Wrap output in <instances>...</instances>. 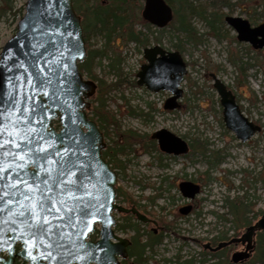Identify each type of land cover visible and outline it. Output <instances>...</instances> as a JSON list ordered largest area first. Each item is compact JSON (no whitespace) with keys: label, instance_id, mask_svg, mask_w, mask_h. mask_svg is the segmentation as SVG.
Here are the masks:
<instances>
[{"label":"rangeland","instance_id":"1","mask_svg":"<svg viewBox=\"0 0 264 264\" xmlns=\"http://www.w3.org/2000/svg\"><path fill=\"white\" fill-rule=\"evenodd\" d=\"M13 4V9H17L24 6L25 0H15ZM255 4L256 0H246L244 4L237 5L233 15L246 18L253 25L258 24L264 20V16H260V8ZM192 24L197 32L203 33L200 43L194 44L193 40H186L181 33H175L172 29L162 33L156 32L153 26L149 30L143 29L150 40L146 46L156 44L155 37L167 50H175L174 45H180L187 73L181 83L183 95L179 100L180 106L174 110L163 109L169 92L153 93L144 86L130 84L145 61L142 55L145 46L135 42L124 44L118 38L114 40L121 46V67L127 83L109 92L111 99H107V104L110 110L116 112L121 130L133 129L150 136L154 131L165 128L186 142L196 137L206 144L202 153L191 148L185 155L169 160L168 168L157 165L156 152H144L136 145L128 155L125 170L115 169L120 171L116 187L131 194L150 213L153 211L166 215L167 220H175L174 231L164 234L162 242L154 247L153 252L145 249V255L150 256L147 264H175L194 257L197 262L200 251L197 240L205 243L206 239L223 231L229 232L232 227V214L229 213L226 199L237 198L244 203L254 204L253 211L248 213L252 221L264 213V47L253 49L245 42H238L232 30L228 36L218 40L196 15L192 17ZM15 27L12 11L0 14V50L14 34ZM91 42L94 46H100L103 38L96 34L91 37ZM97 61L93 66L96 74L106 82L113 81V75L104 72L106 68L103 64L106 61L103 60L102 64ZM233 61L237 67L232 64ZM211 73L230 87L243 113L260 126V130L245 142H240L224 126L219 96L211 86ZM84 76L87 78V75ZM196 89L199 93L194 96ZM94 96L96 93L88 98L89 109ZM129 107L137 114H131ZM141 110L143 114H149L141 115ZM104 141L109 143L110 139L104 137ZM120 159H126L125 155ZM183 180L200 185V192L196 195L199 200L197 214L186 215L185 218L178 214V208L185 199L177 185ZM143 184L145 187L142 189ZM159 187L163 195L150 204L147 198L153 196ZM118 202L127 205L122 196ZM113 214L118 223L123 220L122 214L115 211ZM150 216L155 218L154 214ZM132 221L135 222V219ZM139 223L140 232L152 227ZM241 227L244 229L245 226ZM133 232L126 228L125 231L118 230L117 234L128 238ZM145 237L142 236V240ZM126 260L130 264L132 259Z\"/></svg>","mask_w":264,"mask_h":264},{"label":"water","instance_id":"2","mask_svg":"<svg viewBox=\"0 0 264 264\" xmlns=\"http://www.w3.org/2000/svg\"><path fill=\"white\" fill-rule=\"evenodd\" d=\"M42 8L38 7L33 0H25L24 12L16 23L14 34L2 45L0 50V123L6 122V117L14 120L20 113L16 108L6 103L8 93L19 101L17 108L23 109L34 101L26 100V96H32L33 88L27 81L33 74L52 76L53 85L45 89L51 95L54 91L58 99L53 100L37 95L35 101H42L48 105L49 111L46 113L45 125L55 135L60 136L67 130L73 134V139L65 137V147L85 146L90 155H81L79 152L78 167L80 164L90 165V181H85L86 191H70L66 194L68 207L74 201L72 196L83 198L84 201L93 199L103 207L98 213L85 219V223H76L75 227H68L65 232L69 234V239L65 241L66 248L62 253L68 264H118L119 257H127V247L130 240L117 235L113 227L115 218L113 210L121 213H132L141 222L151 221L145 214L140 213L135 207L126 208L114 203L116 173L110 168L102 157L101 150L104 148L102 132L95 121L88 118L85 109L89 108L88 98L95 92L94 81L84 79L78 69V62L83 61L86 56L84 39L80 24V17L73 8V0H55V6L51 7V15L41 16ZM143 20L152 26L162 28L172 19V9L165 0H143L141 10ZM224 21L235 33L239 42L248 43L253 49L264 47V20L252 26L248 19L236 15H225ZM49 23L59 27L60 34H49L45 26ZM68 33L72 35L69 36ZM75 46L69 53L68 47ZM37 57L38 59H34ZM145 63L137 72L136 83L145 86L150 92L167 91L170 96L164 101L163 108L167 110L175 109L179 106L178 99L182 96L180 84L187 72L186 63L178 51H169L160 45L147 46L143 49ZM67 64L68 77L65 79L59 73L65 71ZM53 73H56L53 75ZM9 77L18 79L9 81ZM212 87L219 96V103L222 107V121L224 126L232 131L240 142H245L260 130V126L248 119L241 111L236 101V96L232 90L214 73L210 74ZM54 119L58 120L59 129L52 125ZM156 140L158 148L167 154L176 156L187 153V142L165 128L158 129L151 134ZM67 156V154H65ZM53 160L60 157L53 156ZM5 163L4 167L7 168ZM58 169V165H46ZM78 167L73 172L78 173ZM32 170H35L33 168ZM55 175V173H53ZM69 175L65 179H74ZM181 195L187 199H192L199 192V185L189 181H182L178 185ZM190 207L180 209L181 214H187ZM63 214V213H61ZM11 214H0V219H10ZM51 219V217H49ZM57 223L59 221H56ZM152 223H155L152 221ZM99 225V239L92 241L87 239L88 235ZM5 245L0 248V264H14L19 258L26 264H33L29 258V251L32 255L42 254V250L31 249V243L26 248L20 240H12L11 251H9V241L7 239L8 225H4ZM257 231H264V214H262L253 224L248 225L239 238L220 242L212 250H217L233 241H241L244 249L231 254L230 260L233 264L247 259L255 248V234ZM86 234L85 243L87 248H79L80 241L84 236L78 237L75 233ZM18 244L19 248L16 249ZM209 247V244H205ZM76 252L81 256L91 253V258L87 260H77L69 253ZM38 264H54L52 260H40Z\"/></svg>","mask_w":264,"mask_h":264},{"label":"trees","instance_id":"3","mask_svg":"<svg viewBox=\"0 0 264 264\" xmlns=\"http://www.w3.org/2000/svg\"><path fill=\"white\" fill-rule=\"evenodd\" d=\"M15 0H0V14L7 11H12L14 23L22 16L24 6L21 5L17 9H13ZM172 9V19L163 28L155 29L156 32L162 33L167 29L174 30L175 33H181L186 40H193V43H200L203 33L196 31L192 24V17L198 16L207 26L209 33L218 40L228 36L231 29L226 26L224 16L226 14H233L237 5H242L246 0H165ZM255 7L260 8V16H264V0H256ZM73 8L76 14L80 17V24L82 35L85 42L86 57L83 61L78 63V68L81 74L87 75V78L96 81V96L92 98L93 104L88 116L95 120L99 129L102 131L104 137L110 139L109 143H105L102 149V156L111 166V168L125 170L126 163L129 161L128 155L133 152L136 145L141 147L144 152L151 153L157 151L155 141L147 134H141L133 129L121 130L119 120L116 118V112L109 109L107 99H111L109 92L113 89L122 87L127 83L123 76L121 67V46L114 42L116 38L120 39L124 44L128 42H135L136 44L146 46L149 44V36L143 29L149 30L152 26L140 16L142 8V0H73ZM227 9V11H225ZM16 27L14 28L15 31ZM100 35L103 38V43L100 46H94L91 42L93 35ZM155 43H159L158 37H155ZM175 50L181 52L180 45H174ZM99 64L105 60L103 66L105 74H112L113 81L106 82L102 77H99L93 69L95 60ZM235 67L237 64L233 61ZM241 67V66H239ZM130 84L135 85V80ZM194 85V84H192ZM199 93L196 89L193 91L194 96ZM238 101V100H237ZM130 113L136 112L132 107H129ZM152 109V108H151ZM137 114V113H136ZM141 115H148V112ZM53 126L58 129L59 123L57 119L53 120ZM112 134H114L112 136ZM190 146L193 150L199 152L205 151V142L193 137L190 140ZM125 155L126 159L121 160L120 156ZM159 165L166 166L168 163L162 162L163 158L160 154L157 155ZM215 161H217L215 159ZM117 176H120V171H116ZM145 187L144 184L141 186ZM163 195L161 187L156 188V193L148 197L150 204H153L157 197ZM122 196V199L128 204L139 207L138 200L131 194L125 193L121 188H116V198ZM172 198V197H171ZM173 199V198H172ZM229 213L233 215L232 222L236 228L247 226L251 223V217L248 216L250 211H253L254 204L244 203L241 199H226ZM144 212L154 217L162 225L163 231H174L175 220L165 219L166 215H158L155 212L143 208ZM220 217V216H219ZM122 221L117 223L115 230L125 231L126 228L132 229L134 232L129 237L131 245L128 247V258L132 259L130 264H147L148 257L145 255V249L153 252L154 247L162 242L163 233L154 235L150 230L140 232L138 221L133 215H123ZM227 219V218H226ZM142 236H146L142 240ZM225 233H219L214 239L225 238ZM96 237V231L89 234L90 239ZM257 245L255 252L251 259L244 264H264V231L257 233ZM179 258V256H176ZM195 257L184 261L176 262L175 264H199L195 263ZM204 261L203 259L200 260ZM127 260H123L120 264H127ZM15 264H25L17 259ZM229 264V263H227Z\"/></svg>","mask_w":264,"mask_h":264},{"label":"snow or ice","instance_id":"4","mask_svg":"<svg viewBox=\"0 0 264 264\" xmlns=\"http://www.w3.org/2000/svg\"><path fill=\"white\" fill-rule=\"evenodd\" d=\"M33 2L43 9L41 16H50L51 7L55 6V0ZM45 30L49 34L64 35L55 24L49 23ZM74 47V45L68 47V52L71 53ZM64 68L65 71L59 75L66 79L69 75L68 65L65 64ZM8 79L11 82L18 78ZM27 83L32 86L33 94L26 96L25 99L34 102L23 109L17 108L19 101L9 92L6 103L16 108L20 114L14 120L6 117V122L0 123V214H11L10 219H0V248L5 245L4 225H8L9 251L12 250L10 242L20 240L26 248L31 243V249L42 250V254L35 256L31 250L29 251V258L33 260V264H38L40 260L68 264L61 251L66 248L65 241L69 239L65 229L75 227L77 222L85 223V219L98 213L103 205L98 201L94 203L93 199L84 201L83 198L72 196L74 203L71 207L67 206L66 194L70 191H86L85 181L92 178L89 172L91 166L80 164L78 167V158L73 157H76L78 152L81 155L90 153L83 145L78 148L65 147V137L73 139V134L66 130L63 135L57 136L45 125L48 105L42 101H35V97L43 95L53 100V103L56 102L58 99L56 92L53 91L49 95L45 91L53 85L52 76L44 75L41 70L40 74H33ZM53 156L60 159L53 160ZM49 162L58 165V169L46 166ZM5 163L8 164L7 168L4 167ZM77 167L79 174L73 172ZM33 168L35 170H32ZM69 175L75 178L65 179ZM75 235L84 236L79 248L86 249V234L78 232ZM69 255L77 260L91 258L90 252L84 256L76 252Z\"/></svg>","mask_w":264,"mask_h":264},{"label":"flooded vegetation","instance_id":"5","mask_svg":"<svg viewBox=\"0 0 264 264\" xmlns=\"http://www.w3.org/2000/svg\"><path fill=\"white\" fill-rule=\"evenodd\" d=\"M150 137H151V135H150ZM153 140L155 141V144H156V147H157V151L155 150L153 152H156L157 155L160 154V156L163 158L162 162L163 161H167L168 162L169 160H175L177 158L176 155L167 154V153L162 152L158 148L156 140L155 139H153ZM187 145H188V151H187V153H188L191 150V146H190L189 142H187ZM157 165L160 166V167H163V168L164 167L168 168L169 162H168V164L166 166H164V165H159V162L157 160ZM183 181H185V180H183ZM186 181L193 182L191 180H186ZM179 183H178V185H179ZM193 183L196 184V182H193ZM178 185H177V187H178ZM198 202H199V200L196 198V195L190 200H184V202H182L180 207L178 208L179 216H181V218H185L186 215L197 214L196 210H197ZM125 206L126 207H132V206H135V205L127 204ZM187 206L190 207L188 213L186 215L185 214H181L180 213V209L183 208V207H187ZM142 209H143V205H140L139 211L143 212ZM146 215L149 217L151 222H148V223H145V224H142V225H146V226L148 224L152 225V227H150V231L154 235H159V234H161V232L163 234L166 233V231H163L162 225L160 224V222L157 219H154L153 217H151L148 212H146ZM220 218L226 219L223 216H220ZM232 218H233V215H232ZM232 218H231L232 227L229 230V232H227V231L221 232V233H225V235H226L225 238L214 239L216 237V236H214L212 238L206 239V243H204V244H203V242L200 243L201 244L200 245V251L198 252L199 260L196 263H199V264H227V263L233 264L230 261L231 254L233 252H235V251H240V250L244 249V244H242L241 241H233L230 244H227V245H225V246H223V247H221V248H219L217 250H212V248L216 247L218 245V243H220V242H228L229 240L239 238L241 236V234L243 233V231H244L246 226L244 227V229H242V227L236 228V226L232 222ZM256 220H254V221H256ZM152 221H154L155 223H152ZM254 221H251L250 224H252ZM250 224H248V225H250ZM257 233H258V231L256 232L255 237H254L255 238L254 239L255 240V249H256V245H257V238H256ZM207 243L209 244V247H205L204 246ZM255 249L250 253V255H249V257L247 259H245L243 261H240V262H238L236 264H244L245 262L249 261L251 259V257L253 256V254L255 252ZM202 259L204 261L201 262L200 260H202Z\"/></svg>","mask_w":264,"mask_h":264}]
</instances>
